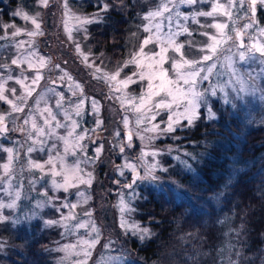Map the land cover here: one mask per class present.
Listing matches in <instances>:
<instances>
[{
    "label": "rangeland",
    "instance_id": "obj_1",
    "mask_svg": "<svg viewBox=\"0 0 264 264\" xmlns=\"http://www.w3.org/2000/svg\"><path fill=\"white\" fill-rule=\"evenodd\" d=\"M106 1L68 0L66 10L68 15L65 16L63 15L65 10L62 9L60 0H51L48 7H42L39 0H0L1 6H4L0 11H7L11 18L9 21L0 20V37H3L0 38V65L8 66L0 67V77L6 81V88H16V96H20L24 92V88L21 84L16 83L15 79H7L8 76H21L22 69L23 76L29 78L24 81L25 85H30L31 78L37 71L42 76L35 86V91L27 98L24 112L11 113L10 105L0 101V114L10 113L6 121L10 130L6 133L0 132V178L5 177L2 165L9 161V153L3 149H14L13 155L15 156L10 168L11 176L4 178V182L0 183V203L5 205L11 203L15 199L17 190L21 194L20 198L16 200L15 207L0 208V216L7 217V220L0 222V244L3 245L0 248V257H6L11 250L17 248L19 250V246L11 237L18 235L19 232H26L29 237L33 238L41 236L42 233L56 231L58 238L45 250L51 256L53 264H105V261L107 264H143L135 258V253L131 250L127 239L134 238L141 244L152 237L150 227L133 217L136 201L145 199L147 191H152L154 194L162 193L167 200L173 195L175 201H179L182 197L183 187L174 176L173 171L188 172L191 175L194 171L192 162L197 156L187 149V146L193 144L191 139L188 140L191 136L189 132L192 130V126L183 127L186 121L182 119L181 126L175 133L159 134L142 131L146 124L148 127H151V124H148L147 121L140 125L136 124L138 114L132 110V104L128 102V98H136L132 103L139 104V97L147 92L148 80L139 81V76H133V80H136L137 83H129L126 86L119 83L127 76H132L133 72L147 73V65L154 63L148 58L141 57V63L145 67L138 69L134 64L123 67L134 54L139 52L144 38L152 35V33L144 31V27L150 22L144 20L143 17L149 10L154 9L160 0H144L147 2V8L134 17L135 22L132 23L134 31L126 40L125 56L116 63L109 62L103 54L104 52L98 51L89 44L88 28L92 23L100 20L104 10L103 6L107 4L109 7ZM215 2L216 0H205L197 5L177 3L176 9L172 12V30H177L175 13L179 12L181 14L178 18L179 22L191 32V35L183 33L176 38L178 43L184 44L183 52L188 59H198L202 55L199 48L208 41V37L202 33L215 34L217 32L209 25L226 22L232 27L237 16L240 19L236 21L235 26L238 27L246 22L244 10L237 8L231 10L233 12L231 19L219 13L214 17L195 15L197 11H211ZM9 3L11 6L8 5ZM87 4H91L89 12L86 11ZM117 6L121 7V4H117ZM17 10H22L30 16L39 13L38 19L41 22L44 35L29 37L22 32L13 37L11 35L15 30L13 25L15 28L28 30L34 27L30 21L24 20L21 16H14L13 13ZM184 16H188L189 19L184 20ZM86 19H92L93 22L84 23L83 21ZM252 20L256 23L242 37L243 42L246 45L252 43L253 40L257 44L264 43V35L260 33V29L264 28V7L257 8ZM163 22L167 24L166 20ZM5 25L9 27L5 28ZM165 31H167V27ZM232 34L234 35V33ZM69 35L72 39H69ZM17 41H31V43H26L23 48H20L17 47ZM232 43V41H228L222 45V48L226 49ZM77 44L80 47L79 52L76 50ZM157 51H159V45L155 42L144 47V52L149 55ZM235 51L236 48L233 47L232 52ZM29 52L35 53L32 61L33 68H29L27 64L21 65L20 68L11 65L12 58ZM229 54L223 53V55ZM85 55L88 57L87 61L84 60ZM167 55L179 58L171 49ZM41 57L44 58V67L39 66ZM233 59L235 60L236 57ZM260 60L261 57L256 54L254 59L247 62L237 61V67L256 77L255 85L252 84V81H248V86L255 88V91L237 94L229 89L233 102L236 104L235 108H232L230 104H225L221 99V94L211 97L210 103L216 115L215 102L219 108L229 107L231 113L237 115L239 121L245 124V128L264 125V91H262L264 90V73L261 72L264 69V64H261ZM55 65H60V67L56 68ZM163 67L168 69L169 77L174 79L175 72L172 70L171 61L165 62ZM219 67L218 64V69ZM118 68H122V71L117 80L111 83L107 82L105 75L114 74ZM226 78L224 77V79ZM211 80L215 82L217 77L213 76ZM159 83V80L153 79V91L158 90ZM208 84L209 82L205 81L197 87L203 89L208 87ZM117 88L119 91H116ZM50 89H55V91H50ZM6 95L13 98L7 92ZM61 95L63 96L61 107L57 108L56 101ZM163 95L160 93L159 96H154L152 101L145 99V104L151 106ZM111 97H120L125 102L122 105L119 100ZM93 100L97 102L95 109H93ZM77 105H79V116L76 115ZM45 108H50L56 116V120L65 127L55 129V135L51 138L43 137L44 151H39L40 145L35 144L33 147L37 150L29 154L27 148L32 144V140L27 137L28 133L33 131L31 120L34 118L39 126H44L41 113H44ZM203 109L207 118V108ZM180 111L183 109L181 108ZM44 115L46 116L47 113ZM168 115L167 111L158 110L156 120L152 121V124H160L161 128L165 127L166 123L160 122H167ZM125 116L129 119L127 126L123 123ZM26 118L30 121L28 125L23 123ZM72 121L78 122V127L75 129L72 128ZM97 121L101 123L98 124ZM52 124L54 126L55 121ZM22 127L24 131L20 130ZM69 130L73 131V136L68 137L69 151L65 153V143L57 137H67ZM129 131L133 134L131 147H127L129 141L126 137ZM116 132H120V136H116ZM77 134L84 136V139L80 141L83 149L76 148V154L73 155L71 142ZM140 136H143L144 139H140ZM150 137L152 138L150 139ZM52 144H55L56 148L51 155L56 157L57 153L59 154L55 160L57 172L61 171V159L65 168H72L79 162L81 171L68 173L67 191L64 188L53 186V180L63 183V176H53L50 165L45 164L43 172L29 166V160L40 163L47 161L50 155L49 147ZM99 145H102V150L99 157L96 158V148ZM121 145H125L124 153L120 152ZM142 151L145 153L157 152L158 154L145 155L141 158ZM201 155H203L202 152L198 156ZM182 161L187 163H182ZM126 162L135 164L140 176L145 175L147 166L156 163L158 167L153 169V175L157 179L151 177L138 179L131 189L125 187L131 182L134 175L129 168L124 167ZM118 165L121 166L119 170L117 169ZM233 168L236 170V164ZM163 169H167V171ZM121 170L124 175L120 174ZM88 173H91V177ZM89 179L90 183L87 182ZM80 193L83 195H79ZM122 198L128 203L131 211H121L120 201ZM72 204L76 205L74 209L65 207V205ZM86 213H90V215ZM70 215L74 218L65 219ZM48 221L57 223L48 224ZM80 223H84L87 227H78L77 225ZM229 223L220 219L224 241L218 247L217 264H245L240 262V252L236 250V230ZM92 225L99 229V242L91 249V255L85 261L80 242L90 240L95 236V233L91 231ZM137 228L148 229L149 235L141 240L140 233L134 231ZM66 245H76L77 247L73 248L70 253L59 251ZM109 257H118L119 259L109 260ZM189 264H194V262ZM195 264H200V262ZM250 264H264V255L259 262L250 260Z\"/></svg>",
    "mask_w": 264,
    "mask_h": 264
},
{
    "label": "trees",
    "instance_id": "obj_2",
    "mask_svg": "<svg viewBox=\"0 0 264 264\" xmlns=\"http://www.w3.org/2000/svg\"><path fill=\"white\" fill-rule=\"evenodd\" d=\"M106 2L107 10L88 28L89 44L116 63L125 56L134 17L146 10L147 2ZM90 9L87 4L86 11ZM10 19L7 11H0V20ZM214 107L217 119L207 120L202 108L189 132L193 144L187 149L197 156L192 175L173 171L183 187L179 201L173 195L167 200L162 193L147 191V197L135 203L133 217L152 230L151 239L141 244L127 238L134 257L143 264H217L218 247L224 241L221 218L236 230L241 263L259 262L264 255V125L245 128L229 107L219 108L217 102ZM200 152L203 155L198 156ZM11 237L19 250L0 257V264H53L45 250L58 238L56 231Z\"/></svg>",
    "mask_w": 264,
    "mask_h": 264
},
{
    "label": "snow or ice",
    "instance_id": "obj_3",
    "mask_svg": "<svg viewBox=\"0 0 264 264\" xmlns=\"http://www.w3.org/2000/svg\"><path fill=\"white\" fill-rule=\"evenodd\" d=\"M51 0H39V3L42 7H48ZM205 0H160V2L155 6L154 9L149 10L146 15L143 17L144 20L150 22L149 25L144 27L145 32H150L152 35L144 38L142 41L141 47L139 52L134 54L132 59H130L123 67H127L129 64H134L138 69L145 67L141 63V57L148 58L149 60L153 61L154 63H149L147 65V73L141 71L139 73L133 72L132 76H127L123 80H120L119 83L123 85H127L129 83H137L136 80H133V76H139V81H144L145 79L148 80L147 84V92L146 94H141L139 97V104L132 103L136 98L130 97L128 98V102L132 104V110L137 113L136 124L140 125L144 121H147L148 124H151V127H148L147 124L142 129L144 132H151V133H159V134H169L175 133L179 126H181V120L183 119L186 121L183 124V127H191L194 125V121L201 118V109L207 108V119L208 120H216L217 115L215 111H213L212 104L210 103L211 97H217L218 94H221V99L225 104H230L232 108L236 107V104L233 102V99L230 95L229 89L232 92L237 94L243 93L246 91H255V88H250L248 86V81H252V84L255 85L256 77L252 75L250 72H243L239 67L236 66L237 61L243 63L247 62L250 59H254L256 54H259L261 57L260 63L264 64V43L257 44L255 40H253L250 44H245L243 42L242 37L245 35L248 29L253 28L254 23L256 21L252 20V17L255 16L258 7H264V0H216L215 3L212 5L211 11H197L195 13L196 16H206V17H214L216 14H222L224 16L229 17L230 19L233 17V12L231 11L233 8L243 9L245 13L246 22L240 24L238 27L235 26L236 21L240 19L239 16L235 18L233 21V26L226 22H216L209 27L215 28L217 32L215 34H209L208 32L202 33L203 35L208 37V41L205 42L200 48L199 52L202 53L198 59H188L183 52L184 44L177 42V37L183 33H188L191 35L187 27H184L183 24L179 22L180 13L176 12L175 16L177 17L176 23V31L172 30V21L173 16L172 12L176 9L177 3H183L187 5H197L198 3H203ZM63 15L67 16L68 12L66 11L68 8V0H60ZM171 6V7H170ZM107 4L103 6L104 10H107ZM168 15H165V14ZM14 16H21L24 20L30 21L31 24L34 26L33 29H20L15 28L13 25L12 27L15 29L11 35L13 37L20 35L22 32L29 37H36L44 35V32L41 28V22L39 21V13L34 16H30L28 13L23 12L22 10H17L13 13ZM184 20L189 19L188 16L183 17ZM167 21L165 24L163 21ZM84 23H91L93 22L92 19H86L83 21ZM5 28L9 27L8 25L4 26ZM66 27V25H65ZM167 27V31L165 28ZM154 30V31H153ZM227 30V31H226ZM234 33V35L232 34ZM260 33L264 35V28L260 29ZM3 38V37H0ZM251 38V37H250ZM69 39H72L71 35H69ZM228 41H232V45L226 49L222 48L223 44H226ZM239 41V43H236ZM155 42L159 45V51L152 52L150 55L144 52V47L147 46L149 43ZM26 43H31V41H17V47L23 48ZM235 47L236 51L232 52V48ZM169 49L175 54L178 55L179 58L169 57L167 55ZM243 49V50H241ZM77 52L80 51V47L77 44L76 46ZM224 52L230 53L229 55H223ZM33 57H35L34 52H29L27 54L21 53L20 55L16 56L15 58L11 59V65H15L18 68L21 65L27 64L29 68H33ZM233 57H236L234 60ZM84 60L87 61L88 57L85 55ZM168 60L171 61L172 70L175 72V78L169 77L168 69L163 67L164 63ZM222 61V62H221ZM218 64L220 65L218 69ZM39 66L44 67V58H39ZM0 67H8L7 65H0ZM56 68H59L60 65H55ZM97 71L99 69L97 68ZM122 68H118L117 71L108 76L105 75V79L107 82L111 83L112 81H116L117 78L120 76V72ZM264 73V69L261 70ZM215 76L217 80L212 82L211 78ZM224 77H227L224 79ZM159 80L158 90L153 91V79ZM8 80L15 79L16 83L21 84L24 88V92L20 96H16L17 89L6 88V81H4L3 77H0V101L10 105L11 113H21L24 112V106L27 104V98L32 95L35 91V86L38 84L39 80L42 79V76L39 71L31 78L30 85H25L24 81L28 80V77L23 76V69L22 74L19 77L8 76ZM63 79V77H61ZM69 79H71L69 77ZM205 81H208V87L199 89L197 86ZM54 83V82H53ZM50 91H55V89H50ZM116 91H119L117 88ZM264 91V90H262ZM6 92L11 95L13 98H9V95H6ZM160 93H163V97L158 101L154 102L151 106L145 104V99L147 101H152L154 96H159ZM115 98L120 101V103L124 104V99L120 97H111ZM242 98V97H240ZM63 100V96L61 95L59 99L56 101V107H61V102ZM39 103V101H37ZM96 101L93 100V109L96 107ZM183 111H180V109ZM157 110V111H154ZM158 110H165L169 113L167 122L161 121L160 123H166V126L161 128L160 124H152V121L156 120V115H158ZM44 113H47L45 116ZM44 113H41L43 116V125L39 126L36 120L33 118L31 120V128L32 132L28 133V139L32 140V144L29 145L27 148V153H32L37 149L33 147L35 144H39V151H44V144L45 141L43 137L48 136L51 138L55 135V129L65 127V125L61 124L59 121L56 120V116L53 114L50 108H45ZM10 113H2L0 114V132L6 133L10 129L7 125V117ZM67 116V113H65ZM76 115L79 116V105H77V112ZM55 121L53 126L52 122ZM29 119H24V125L29 124ZM97 123H101L97 121ZM123 123L125 126L129 124V119L127 116L123 118ZM46 126V127H45ZM78 127L77 121H72V128L75 129ZM24 131L22 127L20 129ZM86 134V133H85ZM73 136V131L69 130L67 133V137L59 136L57 139L63 140L65 143L64 151L67 153L69 151V140L68 137ZM116 136H120V132H116ZM152 137H150L151 139ZM178 139V137H176ZM84 139L83 135L77 134L76 138L71 142L72 154L75 155V149L81 148L83 146L80 145V141ZM133 139V134L131 131L127 133V140L129 143L127 147H131V141ZM140 139H144L143 136H140ZM56 148L55 144H52L49 147V159L44 163L31 161L29 160V166L31 168L39 169L41 172L44 171L45 164L51 166V174L53 176H63V183H59L56 180H53V186L56 188H64L65 191L68 190L69 186V176L68 173L72 172H79L81 169L79 168V162H77L72 168H65L63 161L61 159V171L57 172L55 160L58 158L57 156L54 157L51 155L52 151ZM102 150V145L97 146L96 153L97 157ZM3 151L9 153V161L2 165L5 173L4 178H8L11 176L10 168L15 159L13 155L14 149L12 148H5ZM120 152H125V145L120 146ZM157 152L152 153H145L142 151L141 158L145 155H157ZM90 162V161H89ZM182 163H187L186 161H182ZM121 166H117L119 170ZM124 167L129 168L133 172V179L130 183L126 184L125 187L131 189L133 185L136 183L138 179H147L151 177L152 179H157L153 175V169L158 167L156 163H153L147 166L145 175L140 176L137 167L135 164L130 162H126ZM167 171V169H163ZM121 175H124V172L120 171ZM89 177H91V173H88ZM4 178H0V183L4 182ZM83 182V181H82ZM90 183L89 181H87ZM117 183H119L117 181ZM11 187V185H10ZM20 192L17 190L15 193V199L8 203L7 205L0 203V208L3 207H15L16 200L20 198ZM79 195H83L80 193ZM39 206V205H38ZM121 211H131L132 209L128 205V203L122 198L120 201ZM65 207H70L74 209L76 207L75 204L72 205H65ZM90 215V213H86ZM74 216L65 217V219H73ZM7 220V217L0 216V222ZM48 224L57 223L56 221H48ZM80 228H85L87 225L84 223H80L77 225ZM124 226L123 224L121 225ZM91 231L95 233V236L92 237L90 240L81 241L80 244L82 245L81 251L84 254L85 261L91 255V249L95 246L96 243L99 242V229L95 227V225L91 226ZM140 233V239L144 240L148 235V229H135ZM3 245L0 244V248ZM77 247L76 245H66L63 248L59 249V251L70 253V251ZM109 260H118V257H109ZM107 264V261H105Z\"/></svg>",
    "mask_w": 264,
    "mask_h": 264
},
{
    "label": "water",
    "instance_id": "obj_4",
    "mask_svg": "<svg viewBox=\"0 0 264 264\" xmlns=\"http://www.w3.org/2000/svg\"><path fill=\"white\" fill-rule=\"evenodd\" d=\"M127 138V137H126Z\"/></svg>",
    "mask_w": 264,
    "mask_h": 264
}]
</instances>
